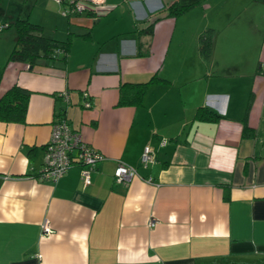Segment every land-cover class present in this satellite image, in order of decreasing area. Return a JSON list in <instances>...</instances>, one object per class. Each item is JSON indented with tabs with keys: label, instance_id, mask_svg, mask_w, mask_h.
<instances>
[{
	"label": "crops",
	"instance_id": "obj_1",
	"mask_svg": "<svg viewBox=\"0 0 264 264\" xmlns=\"http://www.w3.org/2000/svg\"><path fill=\"white\" fill-rule=\"evenodd\" d=\"M177 2L193 5L170 14ZM98 9L64 20L65 59L12 60L0 74V96L15 83L31 90L25 121L0 120V264H264V0ZM140 82L141 100L120 104ZM202 106L221 116L198 118ZM61 116L104 154L90 184L80 164L40 178ZM119 160L138 170L128 184L115 178Z\"/></svg>",
	"mask_w": 264,
	"mask_h": 264
},
{
	"label": "trees",
	"instance_id": "obj_2",
	"mask_svg": "<svg viewBox=\"0 0 264 264\" xmlns=\"http://www.w3.org/2000/svg\"><path fill=\"white\" fill-rule=\"evenodd\" d=\"M0 0V4H1ZM58 3L62 4V14L68 5L73 4L71 0H61ZM76 1V0H74ZM193 5L190 3H173L168 6L170 14H180L186 11L189 7ZM94 10H84L82 12H69L67 16L75 13H91ZM95 12V11H94ZM14 25L16 29V39L15 45L9 55L8 61H21L28 63L30 65H35L42 58L45 57H59L55 54V51L63 53L62 59L66 58V53L70 49L71 36L69 35L66 39L57 38L52 35H47L43 32V24L39 22H34L28 17L17 16L13 20L7 21L5 24H0V28H6L8 26ZM152 30V24L149 27V31ZM201 49L202 51L209 52L211 48L213 38L212 32L207 30L201 36ZM148 82L132 83L129 84L130 96L124 95L122 92L120 97V104H125L129 102H138L147 87ZM63 92V91H62ZM61 92V94H62ZM31 96V90L23 87L22 85L15 83L10 88H8L0 96V120L3 121H25L27 110L29 106V100ZM221 116L218 111L208 107L202 106L197 113V117L200 119H212L217 120ZM248 125H245V132H248ZM228 196V195H226Z\"/></svg>",
	"mask_w": 264,
	"mask_h": 264
},
{
	"label": "built area",
	"instance_id": "obj_3",
	"mask_svg": "<svg viewBox=\"0 0 264 264\" xmlns=\"http://www.w3.org/2000/svg\"><path fill=\"white\" fill-rule=\"evenodd\" d=\"M61 1V0H58ZM73 4L63 10V14L69 12H82L84 10L98 11V5L104 0H71ZM61 95H67L63 91ZM90 101H86L85 105L90 106ZM165 142V140H164ZM155 150L151 144H146L141 160L145 166L155 160ZM104 158V154L87 141L81 135V132L71 128L67 118L61 116L52 124V132L48 143L46 144V153L44 164L40 170L41 179L57 180L74 164L82 166V180L85 185L92 182V171L98 161ZM138 175L137 168L123 160H119L115 169V178L119 182L128 184L134 177ZM152 181L150 177L148 179ZM156 223L155 219H151L150 225ZM44 234H50L52 227L46 219L43 222Z\"/></svg>",
	"mask_w": 264,
	"mask_h": 264
},
{
	"label": "rangeland",
	"instance_id": "obj_4",
	"mask_svg": "<svg viewBox=\"0 0 264 264\" xmlns=\"http://www.w3.org/2000/svg\"><path fill=\"white\" fill-rule=\"evenodd\" d=\"M54 11L48 12V10L41 9L36 0H2L0 4V24H5L7 21L13 20L17 16L28 17L34 22L43 24L45 28L43 31L45 34H49V32L53 33L54 29L57 28V30H55V32H57L56 37L66 39L65 31L67 29L64 28H67L65 26L68 24V16L62 14V8L57 10L58 12L56 13ZM39 18H43V22H40L38 20ZM57 24L58 26H56ZM50 28H52V31ZM15 39L16 29L14 25L3 29L0 28V74L2 70H7L6 66L8 62H10L8 58L15 45ZM48 58L51 59V57L42 59Z\"/></svg>",
	"mask_w": 264,
	"mask_h": 264
}]
</instances>
